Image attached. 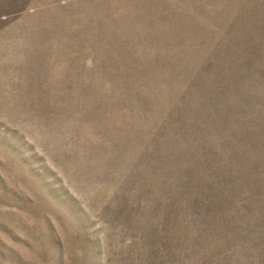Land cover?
<instances>
[{"label": "rangeland", "instance_id": "rangeland-1", "mask_svg": "<svg viewBox=\"0 0 264 264\" xmlns=\"http://www.w3.org/2000/svg\"><path fill=\"white\" fill-rule=\"evenodd\" d=\"M0 264H264V0H0Z\"/></svg>", "mask_w": 264, "mask_h": 264}]
</instances>
